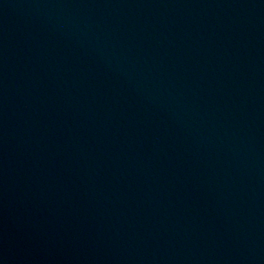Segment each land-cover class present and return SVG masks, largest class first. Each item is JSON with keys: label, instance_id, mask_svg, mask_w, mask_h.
<instances>
[{"label": "water", "instance_id": "water-1", "mask_svg": "<svg viewBox=\"0 0 264 264\" xmlns=\"http://www.w3.org/2000/svg\"><path fill=\"white\" fill-rule=\"evenodd\" d=\"M0 264H167L96 142L37 0H0Z\"/></svg>", "mask_w": 264, "mask_h": 264}]
</instances>
